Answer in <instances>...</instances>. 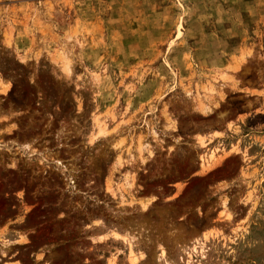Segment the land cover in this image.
<instances>
[{
    "label": "rangeland",
    "instance_id": "374dc122",
    "mask_svg": "<svg viewBox=\"0 0 264 264\" xmlns=\"http://www.w3.org/2000/svg\"><path fill=\"white\" fill-rule=\"evenodd\" d=\"M140 244L264 264V0H0V264Z\"/></svg>",
    "mask_w": 264,
    "mask_h": 264
},
{
    "label": "crops",
    "instance_id": "0c3cea01",
    "mask_svg": "<svg viewBox=\"0 0 264 264\" xmlns=\"http://www.w3.org/2000/svg\"><path fill=\"white\" fill-rule=\"evenodd\" d=\"M229 124H231V127H230V129L229 130H224V134H223V136L225 135V137L226 138H229V140H231V143H230V147L232 148V120L230 121V122H227L226 123V125L225 126H227V125H229ZM227 128V127H226ZM208 136H211L212 138L214 137L213 136V134H210V135H208ZM200 137H202V138H204V139H207V137L205 136V137H203V136H201L200 135ZM213 139H215V138H213ZM206 141V140H205ZM230 147H227L226 148V155H223L222 157H221V160L222 159H224L225 157H227V156H230V155H232V154H236V153H232V151H230ZM233 186V183H224V184H220L219 186H218V188L220 187V189H224V188H229V186ZM149 203V202H151V201H148L146 198H141V201H140V203ZM24 242L25 241H20L19 239H15L14 240V242H13V244H14V246H19V245H22V244H24ZM138 247V248H137ZM135 251V253H142V254H144V255H147L148 253H147V251L145 250V248H144V246L142 245V244H140V245H138V246H136V249L134 250ZM147 256H145V258H146ZM5 258H7L8 260H11V258H13V255H11V254H7L6 255V257ZM147 259V258H146ZM142 262H143V259L142 260H140L137 264H142ZM4 264H17L16 262H13V261H7V262H5Z\"/></svg>",
    "mask_w": 264,
    "mask_h": 264
},
{
    "label": "bare ground",
    "instance_id": "6f19581e",
    "mask_svg": "<svg viewBox=\"0 0 264 264\" xmlns=\"http://www.w3.org/2000/svg\"><path fill=\"white\" fill-rule=\"evenodd\" d=\"M66 71H69V69L68 68H66ZM6 88V87H5ZM7 89V88H6ZM6 95V94H5ZM10 132V131H9ZM99 135H103V133H101V134H98V136ZM141 207H143L144 209L147 207V203H141ZM140 234V233H139ZM126 241H127V243L128 244H130V240H128V239H125ZM134 242V241H133ZM135 244H137V243H135ZM134 247V246H133ZM138 248V247H137ZM130 251H131V253L133 254L131 257H129V253H130ZM128 257L130 258L129 259V264H137L140 260H142L143 259V256L141 255V253H139V254H135L133 251H132V248L130 247V250H129V252H128ZM145 257V256H144ZM163 257H164V259H165V264H169L168 262H167V260H166V258H165V255H163ZM110 264H112V262L110 263ZM114 264V263H113Z\"/></svg>",
    "mask_w": 264,
    "mask_h": 264
}]
</instances>
